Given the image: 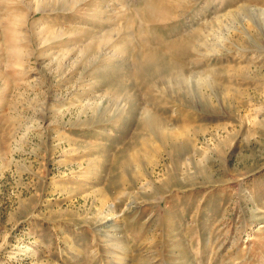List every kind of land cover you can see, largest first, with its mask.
<instances>
[{
	"label": "rangeland",
	"instance_id": "obj_1",
	"mask_svg": "<svg viewBox=\"0 0 264 264\" xmlns=\"http://www.w3.org/2000/svg\"><path fill=\"white\" fill-rule=\"evenodd\" d=\"M42 1L0 0V264H264V0ZM141 8L171 19L112 40L202 89L123 41L92 60Z\"/></svg>",
	"mask_w": 264,
	"mask_h": 264
},
{
	"label": "bare ground",
	"instance_id": "obj_2",
	"mask_svg": "<svg viewBox=\"0 0 264 264\" xmlns=\"http://www.w3.org/2000/svg\"><path fill=\"white\" fill-rule=\"evenodd\" d=\"M79 1L80 0H43L42 1V5H48L49 6V4H52V6H54V5L61 4V6L63 8L70 9L71 7H73L74 5H76ZM180 2H181V0H173V1H171V0H149L148 8H150V7L151 8L161 7V8H172L173 9V8H176V6H180ZM138 11H139V9H138ZM148 13L150 15H148ZM163 13H164L163 11L160 12V13H158V12H156V11H154V10L151 9V12H150L148 10L146 11L145 9H142L141 8L140 9V12H136L135 13L136 16L128 17L129 22L127 20V25H125V27L123 25V27H124V28L122 27L123 29H120L119 28V29L110 31V33L108 32L106 39L99 40V41L95 42L96 43L95 44L96 47L95 46L94 47H95V50H96L95 51V54L96 55H93L94 58H92V60L93 59L94 60L97 59V55L99 53L98 50H103L102 48L103 47H106V45H109L110 43H113L114 44L116 41H123L125 44L120 49V51H121L120 52V55H122V54L125 55L126 53L129 52V56H130L131 51L133 52V50H134V52H137V55L138 56L135 55V56H137V59H135L136 60V65L139 68H141V69L144 68V70L147 69L148 66L149 67H152L153 66L154 68L152 70L150 69L152 72L149 73V74H147V75L150 78L156 80L155 82H168V83L171 84V86L178 87V90H179V94L180 95H182V94H184V92H186V90L188 88V85H189V80L190 79H194V81L192 83L193 84H196V83L199 84V87L200 86H203V85H206L207 82L202 77V74H199V75L196 74L195 77H190V79H189L188 76L185 75L187 69L184 68L182 66V64L174 61V58L172 60L170 58H169V60L166 59V58H164V56L166 57V54L164 56L162 55L163 56L162 57L161 55H159L158 52L154 51L153 50V47L151 48L152 45H150L151 44L150 43V40L147 38V36H145L143 34V32H141L143 34V36H140L139 37L140 39H138V37L137 38L136 37H133L134 36L133 34H135V33H133V34L131 33L132 34V36H131L130 33H129V31H127L126 32V36H127L126 38L127 39L126 38L125 39H120V40L116 39V41H114V39L112 40V37H113V35H115L116 32H119L120 31L121 34H122V32H123L124 29H125V31L127 29L129 30V28H131L132 25H133V23L131 25V22L133 20L137 19L139 17V15H142V14L143 15H146L147 17H149V18L152 19V20H150V22L151 23H154V24H160V23L163 24L167 20H170L171 19L169 17V15L167 17V15L166 14H163ZM125 16H126V14H125ZM126 17H125V19H126ZM142 22H143V20H142ZM12 24L15 25V23H12ZM143 25L142 26L139 25L140 28L141 27L143 28ZM5 27H6L5 29H6V38H7V40L9 41L10 44H15L16 42L13 41V37H14V31L13 30L15 29V27H8V26H5ZM139 29H138V31H139ZM142 34H139V35H142ZM146 34H148V33H146ZM183 40L181 39V42H180V40L179 41L177 40V42L178 43L180 42V44H181V45L178 44L180 46V48L177 47V42L176 43L173 42L174 43V44L172 43L173 45H168L167 47L170 48L171 51L174 54L177 55L178 54V51L181 49V46L182 47L184 46V43L185 42ZM185 41H186V38H185ZM189 41L190 40L188 39V42ZM186 44L188 46H190V47L193 45L190 42L187 43V41H186ZM198 45H200V43ZM193 46L195 47V45H193ZM185 48H187V46ZM189 49H191V48H189ZM196 49H198V48H196ZM160 51H162V50H160ZM184 51H186V50H184ZM115 52L118 53V50H116ZM119 57L120 56H117L115 59H117ZM205 79H207V78L205 77ZM200 88L202 89V87H200ZM114 92H115V94H113V97H111V98H112V100H114L117 103V102H119V97L117 95L118 92H117V90H115ZM154 122H155V116H153V115H145L144 118H143V125L146 126V127H148V128H151L152 129Z\"/></svg>",
	"mask_w": 264,
	"mask_h": 264
}]
</instances>
